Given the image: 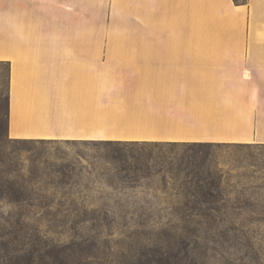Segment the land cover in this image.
<instances>
[{"label":"rangeland","instance_id":"374dc122","mask_svg":"<svg viewBox=\"0 0 264 264\" xmlns=\"http://www.w3.org/2000/svg\"><path fill=\"white\" fill-rule=\"evenodd\" d=\"M133 76L111 79L115 102L95 104L93 137L13 138L9 64L0 62V264H12L14 250L67 254L70 264H156L173 254L183 264H264V122L249 121L250 140H231L225 119H213L218 106L150 105ZM132 140L222 145L137 148L133 184V172L108 165L110 151L91 142ZM198 177L213 186H193Z\"/></svg>","mask_w":264,"mask_h":264},{"label":"crops","instance_id":"0c3cea01","mask_svg":"<svg viewBox=\"0 0 264 264\" xmlns=\"http://www.w3.org/2000/svg\"><path fill=\"white\" fill-rule=\"evenodd\" d=\"M0 62L13 138L93 137L115 74L150 105L264 122V0H0Z\"/></svg>","mask_w":264,"mask_h":264},{"label":"trees","instance_id":"16d2710c","mask_svg":"<svg viewBox=\"0 0 264 264\" xmlns=\"http://www.w3.org/2000/svg\"><path fill=\"white\" fill-rule=\"evenodd\" d=\"M237 4H246L248 0H234ZM24 141H39V142H47L46 140H24ZM53 141V140H50ZM94 142L95 145H103L107 150L110 151V155L104 158L105 162L108 165H115L120 169V172L132 173L131 178L129 174L126 175L127 179L132 181L133 184L136 171H139V165L143 164L141 160H134L129 156V153L136 150L137 148H148V147H158V146H192V147H204V148H212L215 146H220L222 144L213 143V142H158V141H91ZM111 153H113L111 155ZM148 162V161H147ZM150 162V161H149ZM191 164V161H189ZM195 167H198L195 163H193ZM144 166V165H143ZM109 184H114L113 180H108ZM193 186H196L200 189H204L207 185L211 187L213 184L207 183L204 178L198 177L196 181H191ZM205 195V194H204ZM205 197V196H204ZM204 202H208L205 200ZM17 254L15 257V261L11 262L12 264H35L36 259L40 260L39 264H70L69 255L59 253L58 255H54L51 251L40 253L39 256L35 255V251H31L28 254L24 253L23 255H19L18 250H14ZM27 257V258H25ZM14 258V257H12ZM50 259H54V262L51 263ZM175 259V260H174ZM173 260V262H171ZM181 260L178 259V254H173V256H169L166 259L161 256L159 260L156 261V264H183V262H179Z\"/></svg>","mask_w":264,"mask_h":264},{"label":"bare ground","instance_id":"6f19581e","mask_svg":"<svg viewBox=\"0 0 264 264\" xmlns=\"http://www.w3.org/2000/svg\"><path fill=\"white\" fill-rule=\"evenodd\" d=\"M249 76V74H246ZM249 121L247 116H234V117H226L225 123L229 130L227 133L229 134V139L235 141H248L250 140V136L252 135L251 131H249L248 125ZM256 139L258 142H264V127H261L259 131L256 133Z\"/></svg>","mask_w":264,"mask_h":264}]
</instances>
